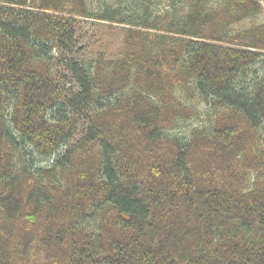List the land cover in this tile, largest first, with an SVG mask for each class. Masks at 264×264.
<instances>
[{
  "label": "trees",
  "instance_id": "16d2710c",
  "mask_svg": "<svg viewBox=\"0 0 264 264\" xmlns=\"http://www.w3.org/2000/svg\"><path fill=\"white\" fill-rule=\"evenodd\" d=\"M149 1L103 6L124 55L84 63L87 0H0V264H264V21L229 32L264 0Z\"/></svg>",
  "mask_w": 264,
  "mask_h": 264
},
{
  "label": "rangeland",
  "instance_id": "374dc122",
  "mask_svg": "<svg viewBox=\"0 0 264 264\" xmlns=\"http://www.w3.org/2000/svg\"><path fill=\"white\" fill-rule=\"evenodd\" d=\"M88 1V11L89 15L87 18H80L78 19V24L76 27V36H75V48L73 52H64L63 57L64 59L69 62L73 60L72 58H76L80 62L88 63L92 62L97 55H103L107 58H117L123 57V46H124V30L120 29L121 27H125L122 25H118L113 22H109L107 20L100 19L101 16V8L105 5L109 6V4H114L127 9L129 13L134 14L135 9L129 8L133 3H137V0H115L114 2H108L107 0H87ZM181 0H150L147 5H150L151 10L154 12H159L163 8L164 10L170 9L169 13L171 14L172 7H181ZM185 2V0H183ZM223 0H210L209 5H213L216 3L219 5ZM264 6V1H263ZM184 8V4H183ZM187 10V8H184ZM180 14H172L170 15V19H178ZM261 21H264V9L261 15H258L256 19L250 18L246 19L243 22L239 23L236 26L231 27L229 32L231 34L237 32L238 30L245 29L246 27L252 26L254 24H259ZM166 23L165 20H160L158 25L164 27ZM134 29V28H132ZM143 31V29H134ZM152 33V31H149ZM262 66V65H261ZM258 65L255 68L256 76H263L264 71L262 67ZM57 71L63 78V83L66 89H75L72 81L69 79V75H67L65 64L63 61H60L58 64ZM76 90V89H75ZM182 97V94H180ZM191 103V101H188ZM119 111V110H118ZM114 111H112L113 113ZM112 113L108 114V116L103 120V122H107L110 120ZM86 116V114H85ZM104 115L100 116L103 117ZM120 113L114 114L113 120L110 122V125L113 127V131H115L118 127L117 123L120 121L119 119ZM83 116H74L75 122V131L70 139V143L67 147L61 148L58 154H64L66 150H77V146L82 142V139L86 135L88 131V124L87 119L83 120ZM87 118V116H86ZM206 117L204 115H200L199 117L192 118L189 121H180L178 124L169 130L167 133L170 136L179 137L188 139L190 136V132L196 128L203 129L206 127ZM121 134V129L116 131ZM79 150L76 151V155H79ZM44 165V164H43ZM86 166L89 164H85ZM65 238V237H64ZM64 246V244H61ZM56 249H50L49 251H54ZM47 251V250H46ZM48 251V252H49ZM33 253L31 254V256ZM33 258L34 255H33Z\"/></svg>",
  "mask_w": 264,
  "mask_h": 264
}]
</instances>
